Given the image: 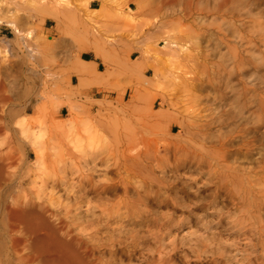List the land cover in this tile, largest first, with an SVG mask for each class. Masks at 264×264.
Returning a JSON list of instances; mask_svg holds the SVG:
<instances>
[{
    "label": "rangeland",
    "instance_id": "374dc122",
    "mask_svg": "<svg viewBox=\"0 0 264 264\" xmlns=\"http://www.w3.org/2000/svg\"><path fill=\"white\" fill-rule=\"evenodd\" d=\"M102 1L0 0V164L5 166L0 264H45L31 246L33 235L16 227L7 213L13 201L27 197L52 211L72 206L82 184L89 189L108 180L88 169L122 167L129 161L118 158L116 150L129 153V148L148 144L131 145L133 136L155 138L150 145L161 155L168 146L198 155L179 160L174 175L168 172L175 191L151 187L158 198L151 209L160 222L166 223L169 215L186 218L169 229L176 242L172 261H160L157 254V264H262L258 255L264 242L251 243L257 244L258 231H264V115L251 112L245 99L233 105L229 101L244 85L256 88L259 96L264 84L257 70L263 63L229 66L231 56L228 60L220 51L215 20L199 11L185 13L159 0H142V8L138 0H106V6ZM54 7L61 9L67 25H77L75 34L47 29L45 20L54 19ZM98 36L109 47L107 84L93 91L83 88L79 52L85 50L83 41ZM114 73L119 87H113ZM96 81L97 76L91 77L90 86ZM21 119L29 133L25 144L15 130ZM39 134L40 155L32 142ZM114 136L121 140L115 142ZM87 198L91 203L79 210L85 223L97 202L93 193ZM253 204L259 211L249 222L255 226L257 221L255 227L261 228L254 229L251 240L234 223L219 234L223 241L204 239L203 221L231 224L236 213L253 214ZM190 246L200 248V256ZM128 262L124 256L123 263Z\"/></svg>",
    "mask_w": 264,
    "mask_h": 264
},
{
    "label": "bare ground",
    "instance_id": "6f19581e",
    "mask_svg": "<svg viewBox=\"0 0 264 264\" xmlns=\"http://www.w3.org/2000/svg\"><path fill=\"white\" fill-rule=\"evenodd\" d=\"M103 0L102 6L107 5ZM162 6H179L187 12L199 11L202 17L214 19L218 34H221L222 55L231 56L229 66L233 69L245 68L253 63L255 66L259 61L261 80L264 84V0H159ZM139 7H143L142 0H138ZM131 7V4H129ZM103 8V7H102ZM170 42H165L168 47ZM99 45L95 46L97 55L101 56ZM173 46V45H172ZM228 58V56H227ZM229 60V58H228ZM256 71V72H257ZM245 75V71L242 72ZM113 87H119V76L114 73ZM256 88L251 89L246 85L241 90H235L231 105L249 102L251 112H259L264 115V86L259 96H256ZM254 96V97H253ZM156 116V114L153 113ZM25 119L19 120L16 124V132L20 135L22 144H25L29 133L25 126ZM114 121V120H113ZM112 128L116 131L118 123L113 122ZM41 135L36 136L32 142L37 147ZM115 142L121 140L114 136ZM167 140V139H164ZM131 145H140L148 142L142 148H129V153L116 150V156L124 157L129 161L122 167L109 164L105 169L96 167L88 169L91 173H100L108 177L104 183H92L87 189L80 186L79 194L74 197L72 206L66 204L55 211L42 203H36L25 197L22 201H13L8 207L10 215L16 227L24 226L33 235L31 246L36 254L43 258L45 264H124L123 257L128 258L126 264H157V254L160 261L170 262L173 259V249L176 243L169 232L173 225L184 224L186 218L173 217L169 215L166 223L160 222L151 209L152 203H157V190L151 187L172 189V183L168 172H176L181 162H186L191 157H198L195 153L187 150L165 148V154L161 155L157 147L153 148L150 141L155 138L130 137ZM127 151V150H126ZM40 155V151L38 149ZM173 155H170V154ZM186 156L182 159L178 155ZM170 156H174L172 160ZM204 156L201 155V158ZM5 166L0 164V181L3 179ZM110 175V176H109ZM230 174L225 173V177ZM97 196V202L92 206V218L86 223L81 222L80 212L83 203L90 204L87 198L88 193ZM112 197V198H111ZM178 204L179 199H171ZM160 203V202H158ZM61 205V204H60ZM80 205V206H79ZM254 211L248 214H234V221L231 224H224L221 220L210 225L211 222H202L204 239L221 242L220 237L224 229L229 225H242V234H247L251 240L256 235L254 229L261 228L254 222L257 214L255 209L258 206L253 204ZM257 211H259L257 209ZM234 223V224H233ZM75 224L78 226L73 227ZM89 228V231L87 230ZM207 232V235L205 234ZM196 233V232H194ZM259 239L257 244L251 243L252 247L261 246L264 242V231H258ZM203 239V240H204ZM175 248V247H174ZM259 257H262L264 264V246L259 247ZM200 248L190 246V252L200 256ZM184 252V250H181ZM187 256L186 252L184 253ZM134 260H138L135 262ZM134 261V262H133Z\"/></svg>",
    "mask_w": 264,
    "mask_h": 264
},
{
    "label": "crops",
    "instance_id": "0c3cea01",
    "mask_svg": "<svg viewBox=\"0 0 264 264\" xmlns=\"http://www.w3.org/2000/svg\"><path fill=\"white\" fill-rule=\"evenodd\" d=\"M54 9V10H53ZM52 9V12L54 11L55 13V17L54 19L52 18H46V23H47V29L49 30L50 27L53 31V33H73L75 34L78 30L77 25H72L69 24L67 25L66 22H64L66 19L63 17V13L61 12L60 8H56L54 7ZM104 8H100L98 10H104ZM73 13L76 15V11L75 9L73 10ZM102 13H100L99 15H101ZM84 31V30H83ZM68 43H71L70 41ZM83 45L85 46V50H81L79 52L81 59L83 60V69H81L82 71L80 72V76L82 78V81L84 82V84H87L86 86H84V89L87 90H98L99 88H105L107 81H106V77H107V69H106V55H105V51L107 50V48H109L106 45L105 40L98 36L96 38V41L93 40L91 41H83ZM99 45L98 47H100V51L102 52V55L99 56L97 55L95 46ZM78 74L76 75L77 80L76 82H78L79 76ZM93 76H97V85H91L90 86V78ZM75 77V76H74ZM75 79V78H73ZM82 83V82H81ZM83 84V83H82Z\"/></svg>",
    "mask_w": 264,
    "mask_h": 264
}]
</instances>
